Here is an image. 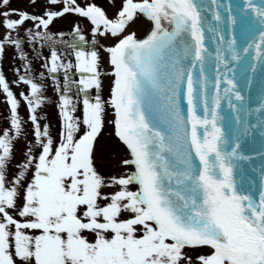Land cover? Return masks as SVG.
<instances>
[{
    "label": "snow or ice",
    "instance_id": "6c2138e0",
    "mask_svg": "<svg viewBox=\"0 0 264 264\" xmlns=\"http://www.w3.org/2000/svg\"><path fill=\"white\" fill-rule=\"evenodd\" d=\"M0 28V264H264V0H0Z\"/></svg>",
    "mask_w": 264,
    "mask_h": 264
},
{
    "label": "rangeland",
    "instance_id": "374dc122",
    "mask_svg": "<svg viewBox=\"0 0 264 264\" xmlns=\"http://www.w3.org/2000/svg\"><path fill=\"white\" fill-rule=\"evenodd\" d=\"M43 2H44V0L41 1V4ZM11 4L14 7H18L20 9H25V10H28L30 12L37 11L38 8H39V5H40L39 4V5H37L36 8H33L32 6H30L29 0H19L18 2L11 3ZM55 26L57 28H62L65 31L67 30V26L65 24H63L62 22H60V21H57ZM3 31H4V29L0 28V33H3ZM25 50L26 51H30L28 45H25ZM42 51L46 55L48 49L44 48V49H42ZM13 57H14V59H13ZM7 63H10V65L7 64ZM40 63H41V61H33V65L36 68L39 67ZM20 65H21V61L19 60L18 56H14L13 49L12 48H6L5 49V58L3 60H0V67L3 68L5 75H6V77L9 80H12V79L15 78L14 74H13V71H12L13 67H20ZM21 71H23V68H21ZM12 88H13V90L15 92H19L21 90H24L22 86H18V85H12ZM47 94L49 96H52V99L55 100V96L53 95L50 87L48 89V93ZM45 110L49 112L50 117L54 120L55 119V109H54V107L52 105H45ZM6 112H7V105L4 103L3 94H0V127H3L5 125V113ZM20 114L22 116H25V117L27 115L26 107L23 105V102H22V106L20 108ZM22 146H23V142H21L19 147H22ZM16 155H17V158H19L20 152L17 151Z\"/></svg>",
    "mask_w": 264,
    "mask_h": 264
}]
</instances>
